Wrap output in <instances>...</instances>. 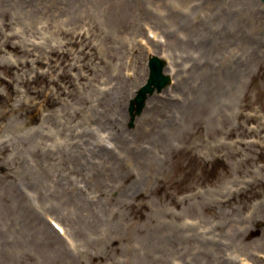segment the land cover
Returning a JSON list of instances; mask_svg holds the SVG:
<instances>
[{"label":"bare ground","instance_id":"bare-ground-1","mask_svg":"<svg viewBox=\"0 0 264 264\" xmlns=\"http://www.w3.org/2000/svg\"><path fill=\"white\" fill-rule=\"evenodd\" d=\"M7 2L5 5L13 12L0 9V69L8 73L0 74V85L4 87L0 91V181H7L6 190L13 186L18 198L23 194L29 197L33 188L40 198L43 185L44 198L49 192L60 198V204V192L71 199L80 189L76 182L63 183L56 178L49 184L53 190H49L46 178L50 164L95 166L96 171L106 175L122 163L153 165L154 160L160 159L155 150L167 145V140L161 141L166 138V131L173 129V123L168 124L170 119L162 123L158 96L150 98V106L133 132L122 125L127 100L134 96L132 88L146 76L143 64L147 52L173 43H180L187 52H199L197 58H191L189 78H184L185 95L193 101L185 99L184 104H175L177 108L189 107L203 97L222 109L228 105L229 96L235 94L241 65L246 67L250 61L241 59L233 48L247 44L253 57L259 36L252 24L262 15L255 11L250 16L246 9H222L210 17L221 18L222 24L214 29L206 20L192 18V10L178 15V9L173 10L175 1L163 11L158 0ZM113 26L116 31L112 33ZM261 32L264 37V29ZM216 48L221 51L216 52L218 55L212 53ZM166 56L169 59V53ZM216 61L220 64L215 65ZM108 68L112 75L103 83L100 74ZM168 72L173 74L174 70ZM94 121L100 123L99 128L94 129ZM9 160L25 168L23 190L16 178L22 171L9 166ZM33 168H39L41 175L34 177ZM24 208L27 211L18 214H0L1 250L11 255L14 263L30 239H50L54 235L61 238L49 226L57 222L56 218H42L38 213L43 212L29 203ZM95 213L98 212L89 214L94 217ZM109 232L111 229H104L98 241L109 239L107 245L115 244L117 240L110 239ZM175 234L176 231L173 236L165 234L159 238L163 244L165 238H175ZM66 235L65 230L63 237ZM186 239L189 244L199 242L194 236ZM149 240L153 242L154 238ZM133 248L140 253L142 245Z\"/></svg>","mask_w":264,"mask_h":264},{"label":"rangeland","instance_id":"rangeland-1","mask_svg":"<svg viewBox=\"0 0 264 264\" xmlns=\"http://www.w3.org/2000/svg\"><path fill=\"white\" fill-rule=\"evenodd\" d=\"M172 2L178 15L192 10V18L206 20L214 29L222 24L221 18L210 17L222 9H246L250 16L255 11L262 13L252 24L259 36L253 57L247 44L233 48L241 59L250 61L246 67L241 65L237 88L233 97L229 96L228 105L220 109L212 100L200 97L189 107L177 108L175 101H193L185 95L184 78H189L191 58H197L199 52H187L180 43L147 52L143 64L146 76L132 88L134 96L122 112L126 115L122 125L133 132L150 106V98L158 96L162 123L167 119L171 120L168 124L173 123V129L166 131L161 141L167 140V145L155 150L160 159L153 165L122 163L106 175L95 166L50 164L46 178L49 190H53L49 184L56 178L63 183L76 182L80 189L71 199L60 192L61 204L57 201L60 198L49 192L44 198L43 185L40 198L33 188L32 195L23 194L22 199L13 186L6 190L7 181H0L1 215L27 211L24 206L29 203L43 212L38 213L42 218H56L67 232L65 237L58 233L61 238L30 239L15 263L0 246V264H264V37L259 34L264 29V0H158L157 4L163 11ZM6 3L0 0V9L5 7L12 13ZM115 31L113 26L112 33ZM213 52L221 51L216 48ZM166 53L170 55L168 69L174 70L173 84L149 95L140 113L131 119V101L148 79L150 55L164 57ZM0 74L8 75L4 68ZM109 75V68L102 69L103 83L108 82L105 79ZM0 91H4L2 85ZM77 106L82 107L79 103ZM98 123L94 129L99 128ZM7 164L22 171L16 178L23 190L25 168L10 160ZM33 171L34 177L42 172L39 168ZM90 211L98 213L93 217ZM49 226L58 232L51 223ZM104 229H111L108 237L116 239L115 244L107 245L109 239L98 241ZM175 231V238L167 237L162 244L159 236H173ZM192 236L202 244L197 240L187 243L186 238ZM134 245H142L140 253Z\"/></svg>","mask_w":264,"mask_h":264},{"label":"water","instance_id":"water-1","mask_svg":"<svg viewBox=\"0 0 264 264\" xmlns=\"http://www.w3.org/2000/svg\"><path fill=\"white\" fill-rule=\"evenodd\" d=\"M151 75L150 80L146 87H144L138 94V97L136 98L135 102L138 104L136 107L137 113L140 112L141 108L144 105V101L146 99L147 93H152L154 91L153 86H155L159 91L162 90V88L166 87V85L169 83V78L167 76H164L162 74V67L163 62L158 58H153L151 60ZM134 106L132 105L131 111H133ZM134 117V114H133Z\"/></svg>","mask_w":264,"mask_h":264}]
</instances>
